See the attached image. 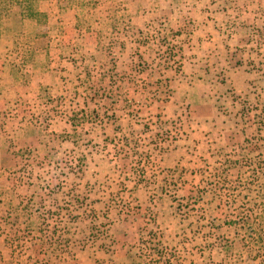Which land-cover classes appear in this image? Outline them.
I'll use <instances>...</instances> for the list:
<instances>
[{"label":"rangeland","instance_id":"rangeland-1","mask_svg":"<svg viewBox=\"0 0 264 264\" xmlns=\"http://www.w3.org/2000/svg\"><path fill=\"white\" fill-rule=\"evenodd\" d=\"M187 2L36 0L46 24L21 25L17 9L0 22V64L14 66L16 82L28 84L30 71L65 72L61 91L41 87L45 107L39 106L50 110L49 120L62 105L74 127L56 136L55 145L32 126L29 135L46 146L26 148L15 135V160L0 156V264H78L80 253L93 246L107 255L119 219L162 226L161 256L148 238L138 247L146 264H264V253L256 257L261 244L253 240L264 239V211L257 206L264 204V74L255 79L253 99L231 85L224 97L219 70L190 64L196 54L187 46L199 38V7ZM263 69L259 64L256 70ZM198 70L214 86L201 103L178 95ZM35 113L30 120L39 122ZM194 138L204 145L193 147L184 171L197 176L174 169L162 183L167 196H148L154 201L149 212L141 214L135 198L119 190L100 195L125 183L126 157L142 161V171L136 169L153 191L161 182L153 178L155 165L180 141ZM72 139L76 148L66 145ZM86 186L99 191L88 205ZM105 255L95 264H114Z\"/></svg>","mask_w":264,"mask_h":264},{"label":"crops","instance_id":"crops-1","mask_svg":"<svg viewBox=\"0 0 264 264\" xmlns=\"http://www.w3.org/2000/svg\"><path fill=\"white\" fill-rule=\"evenodd\" d=\"M187 4L191 5V8L194 5L199 7L198 27L194 32V37L198 36L199 38L196 43L192 42L187 46L188 52L196 54V57L190 59V64L195 69L213 66L217 71L219 70L223 82L221 86L225 89V92H223L224 97L229 95L228 89L231 88L229 87L231 85L235 86L234 93H237V95L245 94L242 97H247L246 100L253 99L251 89L259 83L256 81L259 74H264V69L262 71L256 70L259 64L264 67V0H188ZM213 58L216 62L215 66L211 64ZM57 66L59 64H54L53 67ZM13 69L14 66L9 65L8 62L0 64V156H6V160L11 162L15 160L16 156L14 147L11 148L14 144L15 135L19 141L23 140L22 143L26 148H32V145L41 147V143H43V146L47 145L46 140L43 138L35 139L29 135L30 127L35 126V128L43 129V133L49 134L52 139L54 138L55 145L57 144L56 136L65 133L68 135L70 133L68 127H71V130L74 129L69 117L70 113H64L62 105H59L56 115L49 120L47 117L52 114L50 110L39 106L45 107V104L42 103L44 97L40 92L41 87L51 86L56 88V91H61L60 88L57 89L58 80L62 78L65 72L60 70L59 73L53 71L50 73L46 70L47 72L39 73L38 76L33 75L30 71V77H28L30 80L28 84H24L23 81H15ZM196 73L198 75L192 74L193 77H188L187 83L180 85L178 95L191 94L195 101L201 103V100L205 98V92L214 94V86L205 81L203 71L198 70ZM263 78L264 76H262ZM59 98L63 100L62 97ZM234 103V107L237 108L238 102ZM207 106L210 107V105ZM34 113L39 122L30 120ZM16 114H18V120L15 118ZM96 114L94 113V115ZM45 115L44 120L39 118ZM106 121L109 120L106 119ZM198 135V132L194 133V136ZM48 144L50 146L52 142ZM63 145L62 141H59L60 150H62ZM66 145L76 148L79 144L77 140L72 139L67 140ZM203 145L204 143L200 139L196 140L194 138L188 141H180L176 148L166 151L159 160V164L155 165V172L152 173L156 181H161L159 187L154 185L153 191L152 187H147L146 182L143 181L146 180V176L144 172L141 173L144 167L142 161L126 157L127 174L120 179L121 182L124 179L125 183L121 184L120 189H106L105 192H99L95 187L86 186L84 188V196L87 197L86 205L89 203V196H93L92 194L97 191L102 196L111 194L112 191L114 194H118L119 190L121 195L126 194L135 198L138 211L141 214L149 212L154 201L151 199L150 202H147L148 196H167L162 183L166 184L173 177L174 169L180 168L183 176L192 175L194 178L197 176V171H188V169L184 171V167L189 163V156L193 147L202 148ZM1 161H4V159H1ZM136 166L141 171H138ZM130 173L133 174L132 177ZM84 179L88 183L89 180L93 179V176L86 172ZM187 185L189 184L187 183ZM197 188L198 186L193 189ZM143 196L146 197V201ZM151 223L139 225L136 220L129 219L125 221L119 219L118 226H115L117 239H114L112 252L105 255L99 247L93 246L91 251L83 250L80 257L79 254L76 256L79 257L78 264H95L96 260L101 259L102 255L112 257L114 264H146L145 258L140 257V250L138 249L142 240L149 238L151 232H158L161 235L162 244L165 238L161 230L162 226L160 228L155 221ZM68 264H77V261L72 260L71 262L70 260ZM157 264L163 263L159 262Z\"/></svg>","mask_w":264,"mask_h":264},{"label":"trees","instance_id":"trees-1","mask_svg":"<svg viewBox=\"0 0 264 264\" xmlns=\"http://www.w3.org/2000/svg\"><path fill=\"white\" fill-rule=\"evenodd\" d=\"M36 0H0V22L6 20L9 18V15L12 13L13 10L17 9L18 10V15L20 17V22L21 24L25 22L31 21L32 23H37L38 26H42L43 24H46L47 21V16L39 12L36 9ZM112 119V117H111ZM257 206H262L263 211H264V204L259 203ZM232 225L237 226L238 223L234 222ZM251 226H249L250 228ZM160 234L158 232H151L149 234V238L146 241L147 244L152 245L151 250L156 254L157 256H161V252L159 251L160 248ZM253 240L256 241L258 244L260 243L257 251V256H260V253H264V239H261L259 236L258 237H253ZM145 240H142L144 242ZM255 257V258H256ZM151 263L157 264L159 263V260H151Z\"/></svg>","mask_w":264,"mask_h":264}]
</instances>
